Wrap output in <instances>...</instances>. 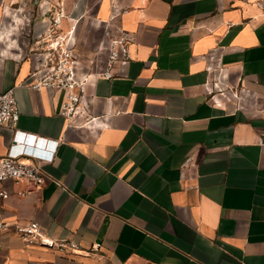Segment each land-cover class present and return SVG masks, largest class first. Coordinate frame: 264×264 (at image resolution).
Segmentation results:
<instances>
[{
	"label": "crops",
	"instance_id": "0c3cea01",
	"mask_svg": "<svg viewBox=\"0 0 264 264\" xmlns=\"http://www.w3.org/2000/svg\"><path fill=\"white\" fill-rule=\"evenodd\" d=\"M61 15L60 36H95L102 58L115 30L131 39L122 75L91 74L92 128H68L65 92L29 86L26 54ZM13 88L17 130L60 144L42 188L0 185V264H264L263 5L0 0V95ZM14 136L0 128V158ZM31 222L78 250L26 246Z\"/></svg>",
	"mask_w": 264,
	"mask_h": 264
},
{
	"label": "built area",
	"instance_id": "2783aa9c",
	"mask_svg": "<svg viewBox=\"0 0 264 264\" xmlns=\"http://www.w3.org/2000/svg\"><path fill=\"white\" fill-rule=\"evenodd\" d=\"M62 17V15L57 16L52 20L50 31L54 37L41 45L36 41L34 47L26 54L32 65L29 86L38 92H65L67 97L61 105L60 114L68 120V128H92L99 118L85 106L91 74H98L107 79L122 75L121 68L127 67L131 61L128 49L131 39L126 33H123L118 40L111 35L105 46L109 57L104 65H96L97 69L84 67L76 43L70 41V37L67 39L60 36ZM208 58L212 64L210 69L215 65L219 67L215 52L210 53ZM15 90L16 88H13L0 95V128H10L15 131L14 141L9 147L8 154L0 158V185L13 182L38 190L46 183L44 165L53 162L60 143L17 130L21 114ZM29 194L30 191L17 192L19 197H26ZM11 195L0 188L2 200H9ZM5 227L0 224V229ZM15 231L28 247L37 244L52 246L60 252H75L79 247L74 242L50 240L37 222L17 225ZM100 247L97 245L95 249Z\"/></svg>",
	"mask_w": 264,
	"mask_h": 264
},
{
	"label": "rangeland",
	"instance_id": "374dc122",
	"mask_svg": "<svg viewBox=\"0 0 264 264\" xmlns=\"http://www.w3.org/2000/svg\"><path fill=\"white\" fill-rule=\"evenodd\" d=\"M247 1L249 3H254L258 5L261 4L264 6V0H247ZM109 38H111V35L109 36ZM97 43L98 42H96L95 36H92L87 47H82L79 40L76 41V48H77V51L80 53L81 63L84 67L90 66L91 69H97L96 65L103 66L105 61L108 59L109 52L107 50L103 51V52H106V56L104 55L103 58L102 56H99L100 50L97 51L96 49Z\"/></svg>",
	"mask_w": 264,
	"mask_h": 264
},
{
	"label": "bare ground",
	"instance_id": "6f19581e",
	"mask_svg": "<svg viewBox=\"0 0 264 264\" xmlns=\"http://www.w3.org/2000/svg\"><path fill=\"white\" fill-rule=\"evenodd\" d=\"M119 34H120L119 31L115 30L113 33V38L118 40L120 38Z\"/></svg>",
	"mask_w": 264,
	"mask_h": 264
}]
</instances>
